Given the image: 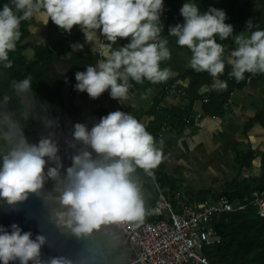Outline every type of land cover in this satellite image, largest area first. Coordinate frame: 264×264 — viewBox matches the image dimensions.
I'll return each instance as SVG.
<instances>
[{
	"label": "clouds",
	"instance_id": "9594fccd",
	"mask_svg": "<svg viewBox=\"0 0 264 264\" xmlns=\"http://www.w3.org/2000/svg\"><path fill=\"white\" fill-rule=\"evenodd\" d=\"M163 10L164 0H10L0 7V66L12 67L9 53L21 39L22 21L35 19L41 25L51 21L67 32L76 25L84 40L94 43V52L101 59L75 73V89L93 99L107 90L122 103L128 99L129 80L159 83L171 75L160 66L171 58L168 40L161 38ZM180 14L183 23L170 25L168 34L190 50L193 70L216 78L227 63L229 75L237 81L245 73H264V29L251 19L246 22L247 34L236 36L237 47L225 57V49L216 39L225 40L234 32L233 25L226 23L225 10L209 6L202 12L195 0H185ZM118 38H128V43L114 48ZM72 47L82 50L84 45L77 42ZM217 84L221 89L227 86L223 81ZM11 88L16 94L30 93L32 80H13ZM0 127L7 128L0 133L4 142L0 146V201L15 207L29 194H39L46 180H52L59 205L55 221L77 238L102 226L142 222L145 207L137 169L151 176L161 162V149L133 115L116 110L90 129L85 123H75L72 135L82 149L63 174L58 145L51 137L30 143L20 124L9 117L0 118ZM45 242L44 235L33 238L31 231L15 222L0 225V264H73L61 255L42 259Z\"/></svg>",
	"mask_w": 264,
	"mask_h": 264
},
{
	"label": "trees",
	"instance_id": "16d2710c",
	"mask_svg": "<svg viewBox=\"0 0 264 264\" xmlns=\"http://www.w3.org/2000/svg\"><path fill=\"white\" fill-rule=\"evenodd\" d=\"M10 0H0V7ZM185 0H164L166 21L162 22L164 29L161 36H168V27L180 23V8ZM203 12L209 6L225 10L228 19L226 23L233 25V34L225 40H220L217 36V42L223 45L225 57L235 49V38L237 35L247 34L246 22L251 19L255 26L264 29V0H195ZM33 20L21 22L22 36L17 42V47L9 53V59L13 61L12 67L4 69L0 66V118L6 117L3 113L4 107L7 106L15 113L9 117L17 121L29 142L35 133L51 134L63 125L59 117L62 111L60 108L61 90L67 81L71 82V95L74 96L81 92L75 89V73L85 71L88 64H95L101 57L91 50L84 40L83 32L79 26L74 25L71 32H62L59 39L51 44L35 45L26 43L30 34V26ZM50 26L55 25L49 21ZM84 45L83 49H73L75 43ZM128 43V38H118L114 48H118ZM28 49L33 50L31 58L26 56ZM54 61L63 63L72 68L66 73H55L52 71ZM231 66L226 63L225 70L218 76L219 81L226 82V88L213 89V77L204 72L190 70L186 73L188 85L186 86V97L188 104L183 107L172 108L167 113H175L176 120L182 121L186 114L192 112L193 103L200 100L203 102V110L211 116H221L225 112L224 104L230 100L235 90L244 88L249 79L264 81V73H245L244 79L237 81L230 76ZM30 77L32 80V95L34 102L31 106L27 105L18 94L11 88L13 80ZM129 82H134L129 80ZM176 82V81H172ZM171 82V83H172ZM151 82L144 80V88ZM207 87L206 93L200 94L201 87ZM166 90V88L164 89ZM204 98H208L204 102ZM156 102V104H155ZM153 107H158V100H155ZM161 110V109H160ZM158 110V111H160ZM110 113L104 107L98 106L94 114L99 118ZM160 113V114H159ZM155 119L161 122L165 115L158 112ZM254 123H259L264 127V103L260 110L246 123V131ZM6 127H0V133L6 132ZM0 146L4 142L0 141ZM252 151L237 159L236 163L240 169H249L254 159ZM63 170L70 164L61 162ZM54 162H53V165ZM159 178V183L168 189L170 198L179 196L183 200L214 199L218 196H225L233 204L244 205L242 210H234L223 213L214 221V227L218 235V242H215L204 249V254L213 264H264V215L259 214L257 206L252 203L251 194L254 191H264V154L261 157L260 172L257 176L246 177L244 179L235 178L226 183L221 191H200L195 193L179 192L178 184L163 175ZM136 177L141 186L142 198L144 200L145 215L147 221H156L159 217L150 215V209L155 205L157 200V190L152 182L151 176L144 173L142 169H137ZM176 207V203L173 202Z\"/></svg>",
	"mask_w": 264,
	"mask_h": 264
},
{
	"label": "crops",
	"instance_id": "0c3cea01",
	"mask_svg": "<svg viewBox=\"0 0 264 264\" xmlns=\"http://www.w3.org/2000/svg\"><path fill=\"white\" fill-rule=\"evenodd\" d=\"M183 19L181 15L180 23H183ZM164 21H166L165 7L161 15V22ZM29 30L26 43L35 45L51 44L59 39L63 32L57 25L50 26L49 22L47 25H41L40 21L35 19ZM97 34L100 35V30H97ZM161 38L168 40L167 46L171 52V58L162 61L160 65L161 68L170 70L171 75L167 81L150 83L145 88L143 84L139 87L134 81L136 87L129 93L126 101L121 103L111 98L106 90L98 98H92L94 103L109 112L116 110L128 112L146 126L161 149V162L152 169V172L159 178L163 175L176 182L180 194L200 191L218 192L235 178L257 176L260 172L261 157L264 154V127L254 123L246 131L245 126L263 106L264 81L249 79L244 88L235 90L231 95L229 107L224 109L225 112L221 116L205 113L203 102L198 100L193 103L191 110L194 113H201V118L192 124H184L178 120V126L175 128L170 122L176 120L177 115L167 111L172 108H184L189 102L187 97L166 96L164 89L172 81L178 82L186 89L188 78L185 75L193 70L190 66L192 53L187 46H179L174 36H161ZM87 45L94 51V43L87 42ZM25 54L31 58L33 50L28 49ZM213 81V89H216L219 78H213ZM207 90V87H201L199 93H206ZM18 95L27 105L33 104L34 98L31 92ZM151 98L154 102L159 101L158 107L150 104ZM29 102L31 104H28ZM158 112H163L165 115L161 122L155 119ZM3 113L6 117H11L15 112L5 106ZM166 121L169 122V126L163 131L161 127ZM248 151H252L255 155L252 166L249 169H240L236 161Z\"/></svg>",
	"mask_w": 264,
	"mask_h": 264
},
{
	"label": "water",
	"instance_id": "95a60500",
	"mask_svg": "<svg viewBox=\"0 0 264 264\" xmlns=\"http://www.w3.org/2000/svg\"><path fill=\"white\" fill-rule=\"evenodd\" d=\"M52 65H56L57 71L61 73L72 70L68 65L57 61H54ZM63 65L65 67H62ZM79 93L72 97L71 82L65 83L61 90L59 103L69 105L68 109H76L79 113L60 116L64 130L49 135L52 139L56 138V141L66 138L69 142L64 150L58 151V156L61 162L70 165L73 150L81 145L80 142L74 140L72 135L75 123H85L90 129L99 122V118L94 114L98 105L88 94L79 95ZM54 185V181L46 180L39 194H29L25 202L15 207L0 201V225L9 226L15 222L24 231H31L33 238L37 234L44 235L46 242L41 249V256L44 260L61 255L70 258L73 264H142L140 248L131 241L130 236H126L124 230L117 224L102 226L100 230L81 238L74 236L68 229L58 226L54 213L59 205L54 197Z\"/></svg>",
	"mask_w": 264,
	"mask_h": 264
},
{
	"label": "built area",
	"instance_id": "2783aa9c",
	"mask_svg": "<svg viewBox=\"0 0 264 264\" xmlns=\"http://www.w3.org/2000/svg\"><path fill=\"white\" fill-rule=\"evenodd\" d=\"M101 39L103 37L101 36ZM129 93L136 87L135 82H129ZM166 96L185 98L186 89L178 82L166 86ZM204 102L208 98L203 99ZM154 106V99H150ZM230 100L224 104L229 107ZM201 113L190 112L182 122L192 124L201 118ZM176 128L178 121L170 122ZM169 122L163 123L164 131ZM152 172V170H151ZM152 182L157 190V200L150 209V215L159 217L156 221L121 222L126 236L140 248L142 264H213L204 254V249L218 242L214 221L223 213L242 210L244 205L233 204L225 196L199 200H181L179 196L170 198L168 190L159 183V177L152 172ZM252 203L257 206L259 214L264 215V191H254L251 194ZM176 203V207L175 204Z\"/></svg>",
	"mask_w": 264,
	"mask_h": 264
},
{
	"label": "flooded vegetation",
	"instance_id": "af4514ba",
	"mask_svg": "<svg viewBox=\"0 0 264 264\" xmlns=\"http://www.w3.org/2000/svg\"><path fill=\"white\" fill-rule=\"evenodd\" d=\"M60 65H62V64H60ZM62 67H65V65H63ZM52 71L53 72H55V73H58V71H57V66L56 65H52ZM61 73V72H60ZM81 94H84V93H79V95H81ZM85 95V94H84ZM75 96V95H74ZM74 96H72V97H74ZM68 106L69 105H60V108H61V110L62 111H64V112H62L61 113V115L60 116H64V115H66V114H70V115H73V114H78L79 113V111L78 110H70V109H68ZM64 125H62L57 131H62V130H64ZM56 131V132H57ZM52 134H55V133H51V134H43V133H35V135L33 136V138L31 139V142L30 143H37L41 138H45V137H49V135H52ZM56 138H54L53 140H55ZM55 142L57 143V145H58V149H59V151L61 152L62 150H64V147H65V145L67 144H69V142L66 140V138H65V140L64 139H59V140H55ZM82 148V145H80V146H78L75 150H73V156L80 150Z\"/></svg>",
	"mask_w": 264,
	"mask_h": 264
},
{
	"label": "rangeland",
	"instance_id": "374dc122",
	"mask_svg": "<svg viewBox=\"0 0 264 264\" xmlns=\"http://www.w3.org/2000/svg\"><path fill=\"white\" fill-rule=\"evenodd\" d=\"M21 98V97H20ZM22 99V98H21ZM23 100V99H22ZM23 101H25V100H23ZM28 104H31V102H29ZM32 105V104H31ZM31 105H29V106H31Z\"/></svg>",
	"mask_w": 264,
	"mask_h": 264
}]
</instances>
